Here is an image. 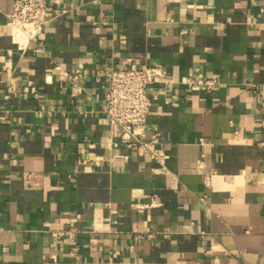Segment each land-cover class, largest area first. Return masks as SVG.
Segmentation results:
<instances>
[{"label":"crops","instance_id":"1","mask_svg":"<svg viewBox=\"0 0 264 264\" xmlns=\"http://www.w3.org/2000/svg\"><path fill=\"white\" fill-rule=\"evenodd\" d=\"M48 1L20 46L0 0V264H264V0ZM156 64L163 163L104 110L110 66Z\"/></svg>","mask_w":264,"mask_h":264},{"label":"built area","instance_id":"2","mask_svg":"<svg viewBox=\"0 0 264 264\" xmlns=\"http://www.w3.org/2000/svg\"><path fill=\"white\" fill-rule=\"evenodd\" d=\"M51 18L48 0H13V9L7 14V23L12 28L16 42L24 46L20 42V37L27 38V43L35 40ZM107 76L109 87L104 110L108 115L111 135L126 142L128 146H137L163 163L167 154L146 139L145 127L150 108L148 88L152 82H166L165 67L159 64L136 67L110 66ZM72 79L77 82L78 76H73ZM202 83L211 86L213 81L205 80ZM77 232L76 227H70L63 231H54L53 235L56 238L60 235L71 240L74 244L72 253L75 254Z\"/></svg>","mask_w":264,"mask_h":264},{"label":"bare ground","instance_id":"3","mask_svg":"<svg viewBox=\"0 0 264 264\" xmlns=\"http://www.w3.org/2000/svg\"><path fill=\"white\" fill-rule=\"evenodd\" d=\"M20 42L22 45H25L27 43V38H25L24 36L20 37Z\"/></svg>","mask_w":264,"mask_h":264}]
</instances>
